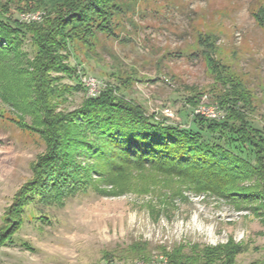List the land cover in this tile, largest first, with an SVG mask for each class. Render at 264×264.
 I'll use <instances>...</instances> for the list:
<instances>
[{
    "label": "rangeland",
    "instance_id": "obj_1",
    "mask_svg": "<svg viewBox=\"0 0 264 264\" xmlns=\"http://www.w3.org/2000/svg\"><path fill=\"white\" fill-rule=\"evenodd\" d=\"M25 2L0 0V5L6 4L12 19L23 24L27 22L19 16ZM263 11L264 0L128 1L124 14L115 19L118 36L99 33L90 47L80 42L71 45L68 62L77 73H53V84L62 88L81 84L84 75L93 76L100 82L99 92L107 84L117 86L125 97L141 103L149 113L156 112L166 123L190 127L195 107L188 101L190 95L197 93L198 103H215L214 93L220 91L200 54L199 38L208 36L215 57L250 91L248 119L264 134ZM22 47L32 54L28 38ZM13 91L12 98L0 91V224L13 194L31 177V163L45 150L44 141L28 127L31 119L23 111V89L17 84ZM85 97L94 96L87 95L81 84L54 102L57 110L69 111ZM166 106L176 118L163 116L161 109ZM16 118L27 128L19 127ZM163 181V176L146 174L135 179L137 190L100 194L90 187L67 195L61 204L28 205L21 228L0 246V262L106 264L150 259L164 248L213 246L229 240L245 247L234 264L264 258V224L259 218L202 192L184 188L172 196L171 190L160 187ZM95 183L107 187L99 180ZM165 192L171 197L166 202ZM134 244H144L149 256L120 258Z\"/></svg>",
    "mask_w": 264,
    "mask_h": 264
},
{
    "label": "trees",
    "instance_id": "obj_2",
    "mask_svg": "<svg viewBox=\"0 0 264 264\" xmlns=\"http://www.w3.org/2000/svg\"><path fill=\"white\" fill-rule=\"evenodd\" d=\"M128 1L136 0H26L22 10L41 9L44 14L40 21L23 24L13 20L1 3L0 91L12 98L20 85L22 110L31 119L28 127L44 141L45 150L31 163V177L4 209L0 246L21 228L28 205L61 204L67 195L90 187L100 194L137 190L135 179L146 174L163 176L160 187L171 190L172 196L184 188L202 192L249 211L264 224V134L248 119L250 91L215 57L210 37L199 38L200 54L220 85L213 96L225 111L221 119L193 114V126L169 124L108 84L72 110L56 109L54 101L81 87L80 83L62 88L53 84V73H77L68 62L71 45L80 42L90 47L99 33L116 38L115 19L124 14ZM257 18L262 20L261 15ZM26 38L31 55L22 47ZM196 94L188 99L192 106L198 103ZM15 122L27 128L18 118ZM97 180L107 187L98 186ZM169 194L164 193L165 202ZM142 245L129 246L120 258L148 257L149 250ZM244 249L229 240L213 246L164 248L162 254L167 264H234ZM251 264H264V258Z\"/></svg>",
    "mask_w": 264,
    "mask_h": 264
},
{
    "label": "built area",
    "instance_id": "obj_3",
    "mask_svg": "<svg viewBox=\"0 0 264 264\" xmlns=\"http://www.w3.org/2000/svg\"><path fill=\"white\" fill-rule=\"evenodd\" d=\"M44 11L41 9L37 10H26L20 13L19 19L22 22H33V21H40L43 17ZM81 84L89 96H96L99 93V80H97L93 76L84 75L80 79ZM155 113V118H159L157 113ZM161 113L164 117L168 119L176 118V114L174 111L166 106L161 109ZM192 114H198L203 117L209 119H221L224 117L223 110L219 107L217 103H207V102H200L198 103L194 109ZM106 264H167L166 257L164 255H156L150 259H132V260H124V261H112Z\"/></svg>",
    "mask_w": 264,
    "mask_h": 264
}]
</instances>
